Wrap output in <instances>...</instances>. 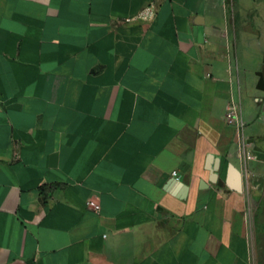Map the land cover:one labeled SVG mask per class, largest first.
Instances as JSON below:
<instances>
[{
	"label": "crops",
	"instance_id": "0c3cea01",
	"mask_svg": "<svg viewBox=\"0 0 264 264\" xmlns=\"http://www.w3.org/2000/svg\"><path fill=\"white\" fill-rule=\"evenodd\" d=\"M262 164L264 0H0V264H256Z\"/></svg>",
	"mask_w": 264,
	"mask_h": 264
},
{
	"label": "rangeland",
	"instance_id": "374dc122",
	"mask_svg": "<svg viewBox=\"0 0 264 264\" xmlns=\"http://www.w3.org/2000/svg\"><path fill=\"white\" fill-rule=\"evenodd\" d=\"M251 181V225L256 264H264V164L256 168Z\"/></svg>",
	"mask_w": 264,
	"mask_h": 264
},
{
	"label": "built area",
	"instance_id": "2783aa9c",
	"mask_svg": "<svg viewBox=\"0 0 264 264\" xmlns=\"http://www.w3.org/2000/svg\"><path fill=\"white\" fill-rule=\"evenodd\" d=\"M156 16V10L154 4L149 5L148 7L141 10L137 15L134 17L127 18L126 21L130 22L135 19H142V20H152ZM226 122L231 125L242 126V120L239 116L238 108L235 105H231L228 108V112L226 115ZM243 153L247 159H258L254 153L248 150L245 146L243 148ZM174 176H177V172H174ZM91 206L94 207L96 212L101 211V207L99 204L89 203Z\"/></svg>",
	"mask_w": 264,
	"mask_h": 264
},
{
	"label": "water",
	"instance_id": "95a60500",
	"mask_svg": "<svg viewBox=\"0 0 264 264\" xmlns=\"http://www.w3.org/2000/svg\"><path fill=\"white\" fill-rule=\"evenodd\" d=\"M200 35L202 36V29L200 28ZM186 157V164L180 167V170L187 171L190 168L191 159ZM176 182H180L178 178H173V180L168 184V187H172ZM227 184L228 186L237 192L243 191V173L241 170L236 168L232 163L228 165V173H227Z\"/></svg>",
	"mask_w": 264,
	"mask_h": 264
},
{
	"label": "trees",
	"instance_id": "16d2710c",
	"mask_svg": "<svg viewBox=\"0 0 264 264\" xmlns=\"http://www.w3.org/2000/svg\"><path fill=\"white\" fill-rule=\"evenodd\" d=\"M55 187L53 186H43L41 188V197H42V201L43 203L47 202V198H48V193H50Z\"/></svg>",
	"mask_w": 264,
	"mask_h": 264
}]
</instances>
